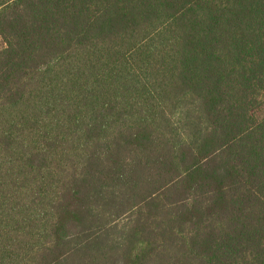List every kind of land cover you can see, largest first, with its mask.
Listing matches in <instances>:
<instances>
[{"label":"trees","instance_id":"trees-1","mask_svg":"<svg viewBox=\"0 0 264 264\" xmlns=\"http://www.w3.org/2000/svg\"><path fill=\"white\" fill-rule=\"evenodd\" d=\"M0 264H264V0H0Z\"/></svg>","mask_w":264,"mask_h":264}]
</instances>
